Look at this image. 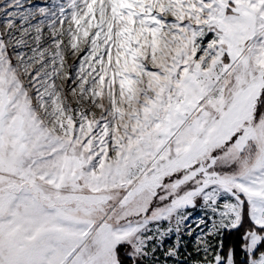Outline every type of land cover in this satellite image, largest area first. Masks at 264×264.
Instances as JSON below:
<instances>
[{"label":"snow or ice","instance_id":"1","mask_svg":"<svg viewBox=\"0 0 264 264\" xmlns=\"http://www.w3.org/2000/svg\"><path fill=\"white\" fill-rule=\"evenodd\" d=\"M0 264H264V0H0Z\"/></svg>","mask_w":264,"mask_h":264},{"label":"rangeland","instance_id":"2","mask_svg":"<svg viewBox=\"0 0 264 264\" xmlns=\"http://www.w3.org/2000/svg\"><path fill=\"white\" fill-rule=\"evenodd\" d=\"M34 2L39 3V2H41V0H34ZM69 62H71V60H69ZM199 215H200V212L198 210L196 212H193L192 220H190L189 223H192L193 221H195ZM184 239L187 242V252H191L192 247H193V243L195 241V235H193L191 238L185 236ZM181 251H182V253H184L186 255L185 249L183 247L181 248ZM182 259H183V257H182Z\"/></svg>","mask_w":264,"mask_h":264},{"label":"trees","instance_id":"3","mask_svg":"<svg viewBox=\"0 0 264 264\" xmlns=\"http://www.w3.org/2000/svg\"><path fill=\"white\" fill-rule=\"evenodd\" d=\"M237 235L236 233H233V234H228V233H225V245L227 246L229 243H236L237 244V248H238V245H239V241L237 239ZM238 259H239V252H238Z\"/></svg>","mask_w":264,"mask_h":264}]
</instances>
